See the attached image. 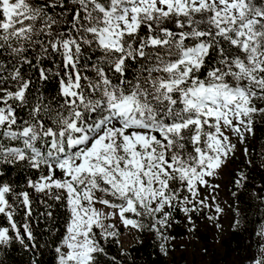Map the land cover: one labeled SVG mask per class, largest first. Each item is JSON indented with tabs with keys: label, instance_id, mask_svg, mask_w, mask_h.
I'll return each instance as SVG.
<instances>
[{
	"label": "snow or ice",
	"instance_id": "1",
	"mask_svg": "<svg viewBox=\"0 0 264 264\" xmlns=\"http://www.w3.org/2000/svg\"><path fill=\"white\" fill-rule=\"evenodd\" d=\"M258 120L264 0H0V249L18 242L37 264L32 194L38 216L53 219L49 200L68 213L58 264H127L121 227L153 233L165 256L180 224L223 237L241 220L225 228L219 177ZM231 183L236 198L250 177ZM254 196L264 205V186ZM254 235L245 264H264V226Z\"/></svg>",
	"mask_w": 264,
	"mask_h": 264
},
{
	"label": "trees",
	"instance_id": "2",
	"mask_svg": "<svg viewBox=\"0 0 264 264\" xmlns=\"http://www.w3.org/2000/svg\"><path fill=\"white\" fill-rule=\"evenodd\" d=\"M85 56H91V53H85ZM95 59V57H93ZM47 67L51 69L52 73H55L60 60L53 58L51 61H46ZM136 71V68H132L130 73ZM46 89L48 96H56L58 92V82L53 75L46 84L43 82L40 85ZM255 131V143L252 151V164H246V159L240 158L237 168L244 169L249 177L250 183L246 189H241L238 193V197H231V205L233 207V214L236 210H239L238 219L241 220V227L230 231L229 237L224 241V248L227 258L234 257L239 259L242 264L245 263L247 257L250 254V247L252 241L257 239L254 233L259 230L261 226H264V205H261L260 201L255 198L254 193L256 189L264 186V122L259 120L254 125ZM234 174V173H233ZM29 173L16 169L9 173V176L15 181L21 188H26L25 177ZM33 178L36 174L32 173ZM255 186V187H253ZM228 191H235L232 183L230 182ZM33 195V209L36 221L33 222L32 227L34 235L37 237L39 245L38 252L35 254L37 264H58L57 255L55 253L57 238L64 231V224L67 220L68 213L61 204H55L54 201L49 200L48 203L54 204L52 209L53 219L49 221L46 217L38 216L40 212H44V205L41 204V194ZM183 214L181 213V216ZM19 222H23V213L21 212L17 217ZM0 224L6 226L7 221L3 217H0ZM58 229L56 232H52V229ZM121 234L123 227L120 229ZM188 233L185 231L183 224L177 225L172 229V235L176 238L182 237ZM207 236V235H206ZM121 241H123L120 236ZM142 241V243H136L135 241L131 245H125L128 248L129 255L125 258L127 264H195L190 262L186 256L182 253L180 256L175 253V245L173 241L169 243V254L167 256L160 252L159 241L153 233L142 232L136 240ZM105 249L110 256H120V248L116 243L105 244ZM34 253L25 250V248L18 242H14L10 246L0 249V264H31ZM103 264V258H101ZM216 260H212L211 264H215Z\"/></svg>",
	"mask_w": 264,
	"mask_h": 264
},
{
	"label": "rangeland",
	"instance_id": "3",
	"mask_svg": "<svg viewBox=\"0 0 264 264\" xmlns=\"http://www.w3.org/2000/svg\"><path fill=\"white\" fill-rule=\"evenodd\" d=\"M255 143V131L253 136H249L245 141L244 145H237V152L235 159L228 164L227 169L219 177V183L221 184V191L217 196V202L221 203L222 206L227 204L231 205L230 191H228L229 184L233 173L237 169L238 161L240 158L246 159L242 154V148L247 147L250 150V156L248 159H252V149ZM215 182V181H214ZM225 212L227 214V223L225 228L231 223L233 216V207H226ZM224 216L221 217L223 221ZM230 231L226 232L223 237L217 235L216 231L211 227H204L201 224L199 231L195 234L186 233L182 237L176 238L173 241L175 245V253L179 256L183 253L190 262L195 264H211L212 260H216L215 264H242V262L234 257H228L224 248V241L229 237ZM207 235V236H206ZM121 237L125 245L128 244V239H132V242L136 241L137 236L130 237L129 232L123 228ZM204 249L207 251L205 252ZM245 264V263H244Z\"/></svg>",
	"mask_w": 264,
	"mask_h": 264
}]
</instances>
